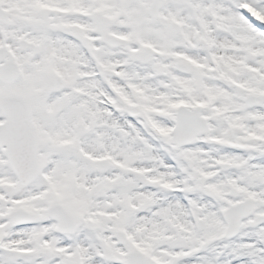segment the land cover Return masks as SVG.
I'll return each instance as SVG.
<instances>
[{
	"label": "snow or ice",
	"instance_id": "obj_1",
	"mask_svg": "<svg viewBox=\"0 0 264 264\" xmlns=\"http://www.w3.org/2000/svg\"><path fill=\"white\" fill-rule=\"evenodd\" d=\"M0 264H264V0H0Z\"/></svg>",
	"mask_w": 264,
	"mask_h": 264
}]
</instances>
